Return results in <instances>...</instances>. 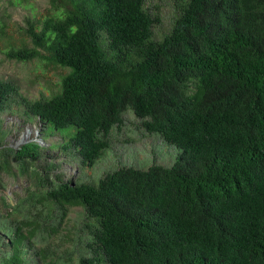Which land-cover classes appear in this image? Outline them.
Wrapping results in <instances>:
<instances>
[{
  "label": "trees",
  "instance_id": "obj_1",
  "mask_svg": "<svg viewBox=\"0 0 264 264\" xmlns=\"http://www.w3.org/2000/svg\"><path fill=\"white\" fill-rule=\"evenodd\" d=\"M9 0V7L15 2ZM147 0H48L7 60L59 67L51 97L0 80V116L22 108L43 139L93 168L133 112L144 135L181 151L170 167H120L65 181L37 142L0 150L1 175L33 185L0 199V264H264V0H178L171 30ZM0 18V39L8 19ZM5 133L0 130V148ZM80 208L69 249L52 245Z\"/></svg>",
  "mask_w": 264,
  "mask_h": 264
},
{
  "label": "rangeland",
  "instance_id": "obj_2",
  "mask_svg": "<svg viewBox=\"0 0 264 264\" xmlns=\"http://www.w3.org/2000/svg\"><path fill=\"white\" fill-rule=\"evenodd\" d=\"M9 0H0V18L10 15L7 23L5 36L0 39V80H13L20 89V94L29 100H37L42 97H51L60 89L61 79L67 71L52 65H45L41 60L31 63H17L9 61L4 51L12 46L21 47L22 43L29 40L19 31L24 27L27 17H36L37 20L49 15L50 5L48 0H23L15 2L9 7ZM178 0H147V7L160 17L161 23L156 26V37L171 30L175 15L177 14L176 3ZM23 110L16 105L0 116V130L5 133L0 150L13 148L18 149L24 144L37 142L42 147V158L35 164L42 171L47 162L53 177L60 175L65 181H77V183H98L109 172L120 167H135L146 170L153 164L170 167L177 154L181 151L177 147L167 146L157 138L144 135L139 129L140 123L135 119L131 110L125 114L126 123L121 131L115 130L113 145L108 153L99 160L93 168L82 170L78 159L65 154L59 147L50 149L52 143L62 140L58 135L48 136L43 139V125L39 119L26 120ZM16 176L1 175L3 189H0L6 201L15 204L17 198H23L26 190L33 185V179L24 174ZM1 204V201H0ZM80 208H71L66 219L64 237L57 236L52 245L60 244L63 249H69L71 239L78 232Z\"/></svg>",
  "mask_w": 264,
  "mask_h": 264
}]
</instances>
